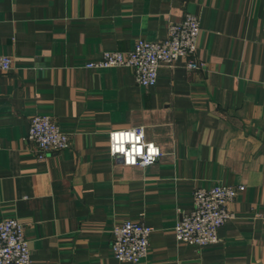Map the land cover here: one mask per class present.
<instances>
[{
	"label": "crops",
	"instance_id": "obj_1",
	"mask_svg": "<svg viewBox=\"0 0 264 264\" xmlns=\"http://www.w3.org/2000/svg\"><path fill=\"white\" fill-rule=\"evenodd\" d=\"M199 18L195 54L162 64L154 86L129 68H86L104 51L166 37ZM0 220L24 225L30 264H128L112 227L152 229L139 264H264V0H0ZM53 118L66 150L38 160L30 119ZM143 128L162 157L126 167L108 153L112 130ZM244 186L219 242L179 243L176 210L195 189Z\"/></svg>",
	"mask_w": 264,
	"mask_h": 264
},
{
	"label": "built area",
	"instance_id": "obj_2",
	"mask_svg": "<svg viewBox=\"0 0 264 264\" xmlns=\"http://www.w3.org/2000/svg\"><path fill=\"white\" fill-rule=\"evenodd\" d=\"M199 32L198 16L186 15L180 22L168 24L164 39L155 42L137 39L133 49L127 52L104 51L98 61L88 63L86 68H129L137 85L154 86L157 70L162 64L172 67L182 59L186 61L188 70L200 67L194 59ZM11 66V57L0 55V72H8ZM125 134H131L133 138L122 141L120 138ZM25 139L34 146L38 160L66 150L70 145L69 136L61 131L53 118L45 115H35L30 119ZM121 145L123 152L113 151L114 146L119 148ZM149 146L157 151L150 154ZM108 153L111 158L119 159L123 166L143 168L155 164L163 155L159 146L146 141L141 127L109 132ZM243 190L244 186L223 185L209 190L195 189L191 210H176L179 219L174 227L175 240L197 248L218 243V229L233 216L228 205ZM24 229L17 219L0 220V264H30V250ZM151 232L152 229L140 221L116 222L111 230L113 257L120 263L139 264L148 254Z\"/></svg>",
	"mask_w": 264,
	"mask_h": 264
},
{
	"label": "clouds",
	"instance_id": "obj_3",
	"mask_svg": "<svg viewBox=\"0 0 264 264\" xmlns=\"http://www.w3.org/2000/svg\"><path fill=\"white\" fill-rule=\"evenodd\" d=\"M142 134V133H141ZM133 137L131 136V134H125V135H123L120 139L123 141V140H131ZM113 139H116V137H113ZM134 148H135V146H134ZM113 151L115 152V151H121V152H123L124 151V148H123V146L121 145L119 148H117V147H113ZM157 150L155 149V148H153L152 146H149V153L150 154H154L155 152H156ZM151 159V156H149V160ZM146 163L148 162V161H145Z\"/></svg>",
	"mask_w": 264,
	"mask_h": 264
}]
</instances>
